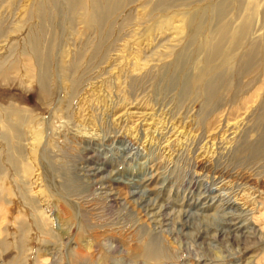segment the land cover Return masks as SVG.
<instances>
[{
	"label": "rangeland",
	"instance_id": "rangeland-1",
	"mask_svg": "<svg viewBox=\"0 0 264 264\" xmlns=\"http://www.w3.org/2000/svg\"><path fill=\"white\" fill-rule=\"evenodd\" d=\"M83 1L0 0V264H264V0Z\"/></svg>",
	"mask_w": 264,
	"mask_h": 264
},
{
	"label": "bare ground",
	"instance_id": "bare-ground-1",
	"mask_svg": "<svg viewBox=\"0 0 264 264\" xmlns=\"http://www.w3.org/2000/svg\"><path fill=\"white\" fill-rule=\"evenodd\" d=\"M92 3V13L89 14V20L90 22H96L98 20L103 21L106 19L111 11L117 6V2L113 4V9L111 8V2L112 0H103V2H100L99 0H90ZM69 6L76 7L78 6V3H81L83 8V13L85 15V18L87 17V2L83 0H67ZM111 6V7H110ZM222 13V12H221ZM223 15V14H222ZM221 15V17H222ZM220 24L218 28L211 34L210 37L205 41V45L207 49L209 50L210 54H216L220 52L221 50V43L225 38H227L229 34V27L227 19L224 17L220 20ZM33 47V50L39 53L38 46ZM247 57V56H246ZM205 92L208 93L209 90H207V87L205 89ZM212 93V91L210 92ZM209 94V93H208ZM160 253V252H159ZM141 254L144 257L145 260L148 262H151L152 264H155L157 253L154 249L148 246H144L141 250Z\"/></svg>",
	"mask_w": 264,
	"mask_h": 264
}]
</instances>
